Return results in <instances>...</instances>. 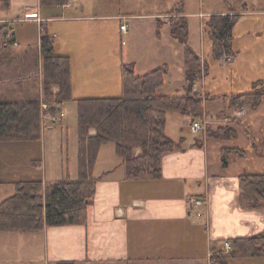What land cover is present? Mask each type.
<instances>
[{
  "label": "crops",
  "instance_id": "0c3cea01",
  "mask_svg": "<svg viewBox=\"0 0 264 264\" xmlns=\"http://www.w3.org/2000/svg\"><path fill=\"white\" fill-rule=\"evenodd\" d=\"M76 1L78 0H68L66 4L55 7L62 10L61 19L64 21L63 27L55 33L48 29L46 24V21H50L52 17L42 15V9H49L52 5L42 6L39 0H0V5L2 2L0 14L5 19H14L25 13H37L41 20L28 22L36 23L34 30L14 29L15 43L5 48L10 51V54H0V62H4L5 69L14 68L18 71L19 61L25 59V54L31 47L38 45L41 23L45 24L47 33L53 39H57L59 49L54 39V53L68 57L71 62L72 101L59 107L58 120L52 121L50 116L45 118L40 141L31 143L34 144L32 146L29 145V147L38 148V159L26 158L23 161V168L32 173L31 177L18 181H42L44 184L62 180L78 181L77 121L74 127H64L66 110L74 107L73 105L77 107L76 101L81 99L121 97V95L110 94L122 90V65L133 64L127 61V57L124 58V53H121L120 70H115V61L114 59L112 61V56L109 57L106 52L97 53L95 45L96 38L105 34L104 41L107 40V44L103 43V45L111 46L112 35L109 33V44L107 38L108 20L115 18L122 24L121 18L129 20L130 15L125 13H116V15L104 13L101 16L85 15L83 17L75 15L76 12L83 13L85 6L82 5L78 9L74 8V13L70 15L72 3ZM171 12L173 11L159 16L168 18ZM251 13L248 5L244 4L241 10L229 8L212 15L241 14L243 17ZM253 13H264V11ZM156 21L155 24L150 25L151 32H157L156 39L151 38V44L154 43L152 48L159 53L162 51L168 59L176 57L178 62H183V81L181 83L175 81L170 65L164 61V58L157 61L156 64L159 66L156 69L141 75L136 73L137 67L133 64L134 73L137 77H141L166 67L168 69L162 88L167 87L170 92L167 96L183 97L187 83L184 78V58L181 60L176 52L179 42L170 36L168 20L156 19ZM205 22L203 26L206 32ZM163 24L166 25L167 31L162 34L161 30L165 26ZM260 30L261 28L249 27L241 31L235 26L233 48L236 54L227 63H235L241 50L264 48V32ZM120 33L122 38L127 34L126 29L125 32L120 30ZM123 43L125 44V41ZM188 45L194 50L192 35L189 36ZM201 60L204 62L202 58ZM6 62H8L7 65ZM38 66L41 70L40 57H38ZM205 78L201 80L202 83L199 81L194 84L195 91L203 96L207 94L203 87ZM263 78L258 77L251 81V92L252 84L258 81L264 84ZM57 92L58 87L53 86L52 93ZM41 95L42 92L40 97ZM204 99L205 113L209 98ZM263 100L264 98L261 103ZM213 113L208 112V115ZM168 121H171V126L173 125L172 134L168 129ZM191 121L193 120L185 116L167 114V134L176 143L180 142L181 148L163 156L161 176L156 180L129 179L122 159L116 153L115 145L113 143L102 145L92 170V179L96 180V184L92 203L87 208L85 222L48 227L38 232L0 231V264H57L59 262L210 264L212 248L221 249L225 241L251 238L264 233V209H245L238 198L239 175L245 173L243 166H252L264 156H251V149L235 146L233 148L244 150L246 156L240 158L231 155L227 168H222L220 161V149L230 147L227 145L229 142L250 148L253 143L250 140L252 139L250 131L244 127L242 136L237 132L236 139L221 141L207 137L205 133H200V137L194 136L189 127ZM45 122H49L50 125L45 127ZM232 127L236 130V127ZM94 135L95 130L91 129L89 136ZM242 137H246L245 141ZM134 154L138 156L140 149L136 148ZM16 167L14 170L19 169L18 166ZM0 177L3 178L2 175ZM15 182L17 181L7 177L3 184L14 187ZM195 200H202V206H192L191 203ZM227 264H264V257H236L230 259Z\"/></svg>",
  "mask_w": 264,
  "mask_h": 264
},
{
  "label": "trees",
  "instance_id": "16d2710c",
  "mask_svg": "<svg viewBox=\"0 0 264 264\" xmlns=\"http://www.w3.org/2000/svg\"><path fill=\"white\" fill-rule=\"evenodd\" d=\"M39 1L42 6H62L68 2ZM240 17L241 14H217L210 15L206 20L205 29L211 41L214 61L222 58L229 60L235 56L233 28ZM168 23L170 36L185 46L184 78L187 88L184 96L157 94L164 85L166 67L137 77L133 64L122 65L121 97L76 101L78 181L62 180L48 184L42 181L15 182L14 195L0 202V231L38 232L48 227L84 223L95 191L96 180L92 179V170L100 147L107 143L115 145L129 179L160 178L163 156L181 148V143H176L167 134L166 116L177 114L191 120L202 116L205 97L195 91L194 84L207 77L209 72L207 64L188 45L190 30L183 11L178 9L171 12ZM3 28L0 25V54L5 55L10 54L5 48L15 42L13 35L8 37L2 33ZM40 34L38 45L26 52L25 59L20 60L19 65L21 69H25V73L32 74L39 71L40 57L41 97L39 88L33 89L35 93H32L28 84L8 83L6 79L12 81L11 78L17 75V71L14 68L5 69L4 62H0V142H39L44 118L58 116L59 107L72 101L70 59L54 53V39L45 30L44 23L40 24ZM53 86L58 87L56 94L52 93ZM263 98L264 84L258 81L252 84V92L232 97L226 109H256ZM43 104L46 105V110L42 109ZM232 125L208 128L207 137L221 141L236 139L237 131ZM91 129L95 130L94 136H89ZM136 148L140 149L138 156L134 154ZM231 155L243 158L246 153L239 148H221L222 168L228 167ZM238 198L245 209H264V173L239 175ZM229 242L231 249L228 253L212 248L210 264H227L236 257H264V233Z\"/></svg>",
  "mask_w": 264,
  "mask_h": 264
},
{
  "label": "rangeland",
  "instance_id": "374dc122",
  "mask_svg": "<svg viewBox=\"0 0 264 264\" xmlns=\"http://www.w3.org/2000/svg\"><path fill=\"white\" fill-rule=\"evenodd\" d=\"M105 3H107V8L105 7ZM244 4L248 5L252 13L239 18L235 26H237L241 31L252 27L253 29L261 28L260 31L264 32V13H253L254 11H264V0H78L72 3L73 7H71L69 13L72 15L74 13V8L78 9L80 5H82L85 6L83 13L76 12L75 15L83 17L85 15L101 16L104 13H112L115 15L116 13L129 14V20L122 21L127 32V34L125 33L126 35L122 38L120 33L121 21L115 18L108 20L106 25L108 32L107 38L109 37L110 33L112 35V41L110 40L112 44L111 46L103 45V43L107 44V40L104 41V39H106L105 34H103V36L100 35L101 38H96V52H106L109 57L112 56V61L113 59L115 61V70H120L122 64L121 53H124V58L127 57L128 62L136 65V73L138 75L156 69L159 66L156 64L157 61L164 58V61L170 65V71L172 72L175 81L181 83L183 81V62H178L176 57H169L168 59L162 51L159 53L158 51L154 50L152 48L154 43L151 44V38L154 37L156 39L157 32H151L150 29V25L157 22L156 19H161L162 21L168 20L167 17L159 15H165V13L170 11L181 9L188 20L190 28L192 29V33L190 34L192 35L193 39L192 47L196 51L195 53H198L197 55L200 56V58H202L207 64L209 70L207 77L204 79L203 85L204 90L207 93L206 96L204 95V97L209 98V104L205 111L206 114L203 110L202 116L193 120L200 123L204 121L208 122L206 127L204 126L205 129H203L201 133H205L207 135L208 128L216 129L219 126H224L222 125L224 124L222 120L224 116L229 113L233 114L235 111V109H226V105L230 99L239 94L250 93L251 81L257 79L258 77H264L263 47L250 49L247 48V50H241L239 54L240 56L235 63H227L230 61V59L226 60L224 58H222L223 60L221 59L220 61H214L211 56V41L208 38L207 33L204 31L203 24L210 15L221 13L222 11H226L229 8L241 10L242 5ZM0 6L2 7V2ZM52 7L46 10L42 9V15H50L52 17L50 21H46V24L48 29H51L57 33V31L63 27L64 24V21L61 19L63 12L60 10V8L56 9V6ZM0 18L5 17L0 14ZM35 24L36 23L25 22L12 23L11 25L15 30L18 31L20 28H22V30L23 28H31L34 30L36 26ZM162 30V34L166 33V25L162 28ZM54 39L55 41L57 40L56 38ZM124 41L125 44L123 43ZM56 43L57 49H59L58 42L56 41ZM179 44L177 45L176 52L178 53L179 58L182 60V58H184L185 47L183 44ZM105 47L108 48L105 49ZM31 66L34 68L33 63ZM39 71L33 72L32 74H27L25 73V69H21V66L19 65L18 71L16 73L17 75L11 78L12 81H10V79L6 80L8 83L12 82L14 85L20 83L28 84L30 92L32 93H35L33 90L35 88H39L40 92L42 78L39 75ZM37 76L38 78L35 79ZM5 83L7 84V82H4V84ZM157 94L169 95L170 92H168L167 87L165 86L160 88L157 91ZM110 95H122V90L121 92L117 91L115 94ZM73 106L74 107H69L66 110L67 115L63 121L64 127L71 128L76 125L77 107L75 105ZM244 111L245 112L240 119L237 121L235 120V122L232 121L231 123L233 124L232 126L236 127V131L240 135L243 133V128L247 127V130L250 131L252 137L250 140H252L253 143L250 145V148L240 146L239 144H233V142H229L227 145L230 147L236 146L242 149H251L252 152L248 150L251 153V156H264V100L256 109L253 110L250 109V107H244ZM208 112L214 113L212 115H208ZM207 116L208 118H205ZM193 121H191V123ZM168 122V129L171 132L173 131V125L171 126V121ZM48 125H50L49 122H45V127H48ZM245 133H247V131H245ZM192 134L194 136L197 135L200 137L199 133L194 134L192 132ZM186 135L188 136L189 134L187 133ZM245 139L246 137L242 140L245 141ZM248 142L250 143V141H247V143ZM247 143L244 144L246 145ZM29 145L32 146L34 144L21 141L0 142V175L3 176V178L0 177V202L6 200L15 193L13 186L3 184L7 177H11L15 181L25 180L31 177L32 173L23 168V161L26 160V158L38 159V148L36 146L34 148L29 147ZM16 166H18L19 169L14 170L17 168ZM243 167L245 169V173L262 174L264 173V158L258 159L252 166L245 165Z\"/></svg>",
  "mask_w": 264,
  "mask_h": 264
},
{
  "label": "built area",
  "instance_id": "2783aa9c",
  "mask_svg": "<svg viewBox=\"0 0 264 264\" xmlns=\"http://www.w3.org/2000/svg\"><path fill=\"white\" fill-rule=\"evenodd\" d=\"M123 21L126 20V18H121ZM29 21H36V22H40L41 20L39 19V16L37 13H25L23 14L22 16L20 17H17V18H14V19H5V18H0V25H3L4 28H3V31L2 33L3 34H6L8 37L9 36H12L14 35V28L12 27V23H22V22H29ZM125 25L122 23L120 25V30L122 32H125ZM42 109L43 110H46L47 107L46 105H42ZM244 109H240V110H235L233 112V114H226L224 116V118L222 119L223 120V123L224 124H229L231 123L232 121H235L237 119H240L243 114H244ZM49 117V116H48ZM46 118V117H45ZM44 118V119H45ZM50 119L52 121H56L58 120V117L57 116H54V117H50ZM206 124L207 122H195L193 121L191 123V131L194 133V134H197V133H202L204 126L206 127ZM192 206L194 207H200L202 206L203 204V201L202 200H195L193 203H191ZM231 247H230V242L226 241L223 243V246H222V251L225 252V253H228L230 251Z\"/></svg>",
  "mask_w": 264,
  "mask_h": 264
}]
</instances>
